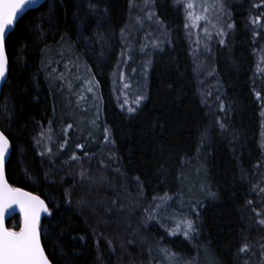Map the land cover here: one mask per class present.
Instances as JSON below:
<instances>
[{"label": "trees", "instance_id": "16d2710c", "mask_svg": "<svg viewBox=\"0 0 264 264\" xmlns=\"http://www.w3.org/2000/svg\"><path fill=\"white\" fill-rule=\"evenodd\" d=\"M132 1L46 0L18 19L5 40L9 72L0 93V129L12 144L5 168L9 183L47 203L51 215L40 222L41 242L52 264H264V225L258 222L264 219V201L254 196L264 175L256 96L264 91L257 70L264 55V0H223L224 34L207 54L223 105L217 111L206 103L199 83L183 9L175 0H150L164 32L159 46L149 49L147 28H135L129 62L144 66L146 98L128 113L115 98L111 73ZM103 33H111L117 47L96 65L91 53L99 52ZM65 48L71 63L91 65L96 98L95 123L88 128L87 122H71L85 131L78 137L70 132L69 141L64 124L55 122L59 99L49 80L68 62ZM41 130L49 136L44 151L36 145ZM107 153L124 176L137 180L147 199L171 197L152 211L156 218L148 225L138 214L115 211L114 196L94 188L96 183L74 184L67 175L72 156L92 163ZM95 200L98 215L107 214L111 223L99 226L83 210L85 201ZM184 217L196 222L191 238L172 234ZM20 224L19 214L6 222L15 231ZM246 244L249 250L241 252ZM162 248L176 256L167 258Z\"/></svg>", "mask_w": 264, "mask_h": 264}, {"label": "rangeland", "instance_id": "374dc122", "mask_svg": "<svg viewBox=\"0 0 264 264\" xmlns=\"http://www.w3.org/2000/svg\"><path fill=\"white\" fill-rule=\"evenodd\" d=\"M176 3L183 9L185 22L188 25L187 31L189 40L192 46V55L195 64V70L199 79V83L203 88L205 93L206 103H210V106L215 108V111L221 109V102L218 96L217 88L215 85V79L210 71L208 52L210 50V45L218 40L220 36V30L224 24L225 9L220 10L217 4L213 7L214 0H191L194 4L193 9H186V4L190 0H175ZM224 5V3H223ZM207 10L205 11V7ZM193 11L194 15H199L204 17V19L199 20L196 24L191 23L187 19V12ZM152 13L150 2L148 6H145V0H133L130 3V10L128 15V20L124 26L122 37L120 38V56L117 61L114 70L111 73V83L115 98L121 107L124 104L125 99L128 103L122 108L124 111L128 112V107L136 108L134 101L138 96L144 94L145 91V77H144V66L138 63L137 66L132 65L129 62L130 54L128 52L129 44L133 33H136V26L143 24L147 28V38L149 49L155 47L154 45L163 37V28L156 21L154 15L152 19H147L148 14ZM137 17H140L142 23L137 22ZM135 30V31H134ZM101 37V45L99 52L97 54L91 53V60L93 64H98L104 57L112 52L117 47V40L110 35L104 34ZM64 49V48H63ZM67 53V50L65 48ZM63 57L66 59L67 55L69 60L67 63L64 62L58 72H55L49 77L50 83L55 89L58 96L59 109L56 114L55 122L64 124V140H70V132L72 136L78 137L82 135L85 128L80 131L75 129L71 122L75 123L77 126L80 123L87 122V127H92V114L93 108L96 102V98L93 97V91L95 89L94 78L91 76L92 67L90 64L82 65L77 61L71 63L70 54H65L62 52ZM147 55H144L146 57ZM142 57V56H141ZM67 60V59H66ZM146 60V58H145ZM95 65L97 71L100 70L99 67ZM257 70L262 73L261 80L264 81V55L259 58ZM94 74V71H93ZM90 75V76H89ZM135 75V79L134 76ZM61 76L63 78H61ZM128 85V87H125ZM92 87L93 91L88 92V87ZM144 96V95H143ZM261 98V145L264 142V91L260 95ZM217 102L220 106H217ZM5 108V106H4ZM219 108V109H218ZM5 111V110H4ZM7 110L5 111L4 117L6 120L9 119L7 116ZM130 113V112H128ZM71 125L69 128L68 126ZM7 127V126H6ZM8 128V127H7ZM46 130H41L37 136L36 143L39 150L46 149L47 135ZM41 133H44L41 136ZM66 142L64 143L65 146ZM264 150V147H262ZM42 151V152H43ZM112 154L107 153L101 159H97L91 163V160H74L71 167L69 168L67 175L74 177L76 180L74 184L83 183L87 187L90 182L96 183L94 188H99L103 190L102 192L107 194H112L114 197L112 205L116 208L115 211H125L131 213V215L138 214L142 222H146L148 225L150 222L156 218L152 211H157L160 209L157 205L160 204L159 198L147 199L144 196L143 190L136 179L129 180L124 176L116 163L114 157L110 158ZM91 163V164H90ZM260 168L264 170V157L260 165ZM260 175L256 177L258 180ZM73 179V180H74ZM254 187V196L258 201H264V192L260 189L264 188V175L261 179L257 181ZM105 197V196H104ZM93 198V197H92ZM97 199V198H95ZM84 200H80L81 204ZM107 201V200H105ZM100 202H89L85 201L82 205L83 210L87 209L90 214L95 217L100 225H107L111 220L106 219V215H98L97 209H99ZM86 212V211H85ZM119 213V212H118ZM106 219V220H105ZM115 223V222H113ZM175 229L173 225L172 230Z\"/></svg>", "mask_w": 264, "mask_h": 264}, {"label": "snow or ice", "instance_id": "6c2138e0", "mask_svg": "<svg viewBox=\"0 0 264 264\" xmlns=\"http://www.w3.org/2000/svg\"><path fill=\"white\" fill-rule=\"evenodd\" d=\"M150 0H145V6H148ZM36 0H0V81L6 79L7 65L8 60L5 52V33L6 29L9 26L13 25L16 20L17 13L20 12L26 5L34 4ZM219 5L221 11L224 9L223 0H214L213 7ZM90 9H93V5H89ZM194 4L191 2L186 4V9H193ZM207 6L205 7V11ZM105 11H107L105 9ZM154 13H149L147 19L151 20ZM137 22L142 23L140 17H137ZM187 19L196 24L199 20L204 19V17L199 15H194L193 11L187 12ZM256 20H253L252 23H257ZM188 25L186 24L185 27ZM229 28L232 25H228ZM122 33L124 30H121ZM220 35H223V30H220ZM63 39V37H62ZM221 44L224 43L223 40L220 41ZM154 46L158 47L159 44L156 43ZM143 50V49H141ZM122 53L121 55H123ZM61 78H63L61 76ZM128 87V85H125ZM88 92H92L93 88L90 86L87 89ZM257 98H260V93H256ZM146 97L141 95L136 98L134 103L139 105L142 100ZM128 101L125 99L124 104H121L123 108ZM128 112H134L136 109L134 107H128ZM221 110H223V105H221ZM264 114V113H262ZM93 123H95L93 121ZM69 128L71 125L68 126ZM221 129H224L226 126L223 123L219 124ZM104 139L106 142H109L110 132L109 129H104ZM44 133H41L43 136ZM206 136V133H205ZM202 138V143H203ZM39 144L40 141L38 140ZM262 147H264V142H262ZM64 147V145H61ZM76 147L82 148L83 145H76ZM10 141L8 137L4 134L3 131H0V264H52L48 256L45 254L44 248L41 244V226H40V214L41 212L49 213V209L45 202L39 197L35 196L32 193L25 192L23 189L14 188L9 185L6 176H5V160L6 155L9 153ZM50 153L51 149H47ZM43 155V153H42ZM71 159H78L75 155ZM203 187V186H202ZM261 192H264V188L260 189ZM209 196H215V193L208 192ZM167 194L164 197H161V204L166 203L170 200ZM69 203L71 201L69 200ZM251 203V202H249ZM18 205L21 213L23 214L22 224L19 228V231H15L9 228H6L3 223L4 213L12 206ZM161 205L158 204L159 208ZM195 207V206H194ZM51 215V213H49ZM259 224L264 225V219L258 221ZM198 231L196 227V222L193 219L184 217L179 220L172 234L176 232H182L185 238H191L193 233ZM249 250V246L244 245L240 251L246 252ZM164 255L171 259L176 256L175 253H169L167 249H160Z\"/></svg>", "mask_w": 264, "mask_h": 264}, {"label": "water", "instance_id": "95a60500", "mask_svg": "<svg viewBox=\"0 0 264 264\" xmlns=\"http://www.w3.org/2000/svg\"><path fill=\"white\" fill-rule=\"evenodd\" d=\"M45 1H46V0H36V3L26 5V6H25L20 12H18V13H17L16 20L14 21L13 25L9 26V28L6 29L5 40H6L7 36H8V34L14 29V27H15V25H16L18 19H19L23 14H25L27 11H29V10H31V9H35V8L39 7V6L42 5ZM5 52H6V51H5ZM6 56H7V55H6ZM7 60H8V59H7ZM8 72H9V65H7L6 79H7V76H8ZM6 79L3 80V81H0V93H1V90H2L3 84L5 83ZM0 131H2V130L0 129ZM4 134H5V133H4ZM5 135H6V134H5ZM6 136H7V135H6ZM8 139H9V138H8ZM9 141H10V139H9ZM11 147H12V144H11V141H10V149H9V153L6 155L5 168H6V163H7V160H8L9 154H10V152H11ZM5 176H6V170H5ZM6 179H7V176H6ZM7 181H8V179H7ZM8 183H9V181H8ZM9 185H11V184L9 183ZM11 186L14 187V188H20V187H15V186H13V185H11ZM20 189H23L25 192L32 193V194L35 195V196H39V197L45 202V200H44L40 195H38L37 193H34V192H32V191H30V190H27V189H24V188H20ZM45 204L47 205L46 202H45ZM47 208H48V205H47ZM15 214H19V215H20V217H21V224H22L23 214L21 213L19 206L14 204V205H12V206H11V207H10L5 213H4L3 223H4V226H5L6 228H7V225H6L7 220L10 219V218H11L12 216H14ZM47 214H48V213L41 212V214H40V222L42 221V219H43ZM21 224H20V226H21ZM16 231H19V229L16 230ZM41 244H42V242H41ZM42 247H43V245H42ZM44 251H45V250H44ZM45 254H46V252H45ZM46 255H47V254H46Z\"/></svg>", "mask_w": 264, "mask_h": 264}]
</instances>
